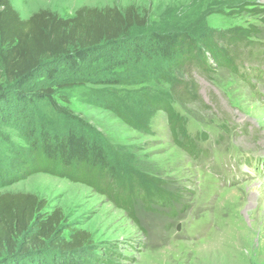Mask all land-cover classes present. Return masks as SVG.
Listing matches in <instances>:
<instances>
[{
	"label": "rangeland",
	"instance_id": "rangeland-1",
	"mask_svg": "<svg viewBox=\"0 0 264 264\" xmlns=\"http://www.w3.org/2000/svg\"><path fill=\"white\" fill-rule=\"evenodd\" d=\"M10 1L22 19L38 10L67 19L80 7L123 13L131 6L146 20L129 37L144 42L152 33L185 29L199 37L243 27L264 47V0ZM126 40L113 51L100 48L76 70L52 64L54 75L4 87L0 192L32 193L46 201L42 212L58 210L61 238L86 231L92 244L81 264H264V63L235 72L211 60L215 67L203 75L160 55L135 57ZM178 81L195 85L189 99L175 96ZM145 97L166 99L180 122L171 127L166 110H150ZM70 130L94 139L118 171L156 177L172 201L147 207L137 200L130 213L84 182L20 169L43 131L51 138Z\"/></svg>",
	"mask_w": 264,
	"mask_h": 264
},
{
	"label": "trees",
	"instance_id": "trees-1",
	"mask_svg": "<svg viewBox=\"0 0 264 264\" xmlns=\"http://www.w3.org/2000/svg\"><path fill=\"white\" fill-rule=\"evenodd\" d=\"M75 11L67 19L50 10H38L22 19L10 0H0V101H4L2 93L8 85L19 88L37 74L54 75L57 68L52 64L76 70L77 64L100 52V48L116 50L121 48L119 43L125 45L126 39H130L128 45L131 43L135 57L160 55L169 60V66H194L203 75L215 67L213 64L238 72L241 64L245 67L251 62L264 63V47L249 40L254 29L213 30L199 37L183 29L173 34L152 33L144 42L129 37L132 27H141L146 20L139 18L131 6L123 13L114 7L86 6ZM175 87L179 100L189 99L195 91L191 82L178 81ZM44 92L47 94L48 89ZM15 95L25 98L22 93ZM143 102L150 110L165 109L171 127L176 126L179 119L166 99L154 101L145 97ZM57 108L73 116L64 107ZM145 118L144 115L141 120ZM182 131L186 133L185 129ZM41 135L33 157L22 158L23 172L45 171L84 182L130 213L137 200L147 207L158 201H172L164 188L157 185L156 181L161 182L156 177L132 167L127 172L118 171L94 139L88 141L73 130L51 138L44 131ZM45 206L46 201L32 193L0 192V264H81L80 255L92 244L90 235L73 229L67 239L61 238L57 231L61 214L58 210L42 212ZM95 259L101 260L97 256Z\"/></svg>",
	"mask_w": 264,
	"mask_h": 264
},
{
	"label": "water",
	"instance_id": "water-1",
	"mask_svg": "<svg viewBox=\"0 0 264 264\" xmlns=\"http://www.w3.org/2000/svg\"><path fill=\"white\" fill-rule=\"evenodd\" d=\"M177 229H179V226H177Z\"/></svg>",
	"mask_w": 264,
	"mask_h": 264
}]
</instances>
